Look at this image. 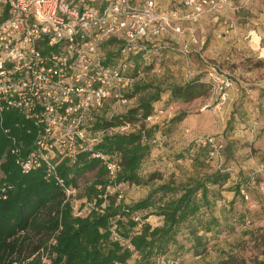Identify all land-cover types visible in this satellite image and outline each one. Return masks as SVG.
Returning a JSON list of instances; mask_svg holds the SVG:
<instances>
[{"label": "rangeland", "instance_id": "rangeland-1", "mask_svg": "<svg viewBox=\"0 0 264 264\" xmlns=\"http://www.w3.org/2000/svg\"><path fill=\"white\" fill-rule=\"evenodd\" d=\"M226 4L217 15L209 14L188 24L193 34L205 39L201 48L192 46L187 55L170 48L159 49L154 54L153 67L140 74L131 72V85L119 90L126 102L110 94L70 126L73 131L76 125L83 124L82 148L90 149L103 131L120 129V124L94 131L88 119L96 115L111 119L137 106L145 93L127 96L135 84L147 85L148 89L163 87L165 90L153 103L152 119L128 121L134 131L142 124L157 125V139L139 168L141 181L120 183L108 190L117 191V199L124 203H132L163 183L179 184L215 169L229 175L217 186L214 203L179 225L166 252L145 261L133 251L121 264H256L264 260V0H229ZM116 48L115 43L107 45L104 52L113 53ZM212 64L232 78L225 100L213 99L206 86L198 87L199 93L185 100L171 99L170 85L201 78ZM207 136L222 143L217 157L202 146L201 140ZM64 142L67 146V140ZM58 149L61 150L59 146ZM58 153L59 157L66 155ZM96 177V167L78 176L72 201L74 212L88 213L91 204L84 193ZM159 193L152 195L155 203ZM156 207L153 204L135 214L143 221V215L155 212ZM145 220L152 226L162 223L161 216L153 213Z\"/></svg>", "mask_w": 264, "mask_h": 264}, {"label": "trees", "instance_id": "trees-1", "mask_svg": "<svg viewBox=\"0 0 264 264\" xmlns=\"http://www.w3.org/2000/svg\"><path fill=\"white\" fill-rule=\"evenodd\" d=\"M155 9L186 11L178 0H155ZM161 38L159 45L165 42ZM114 43L116 51L105 53V64L124 62L120 39L111 37L98 49L104 50ZM151 47L125 55L129 77L133 78L131 72L140 74L144 69H151L154 54L165 48ZM55 49L56 46H43L44 52ZM198 82L201 84L197 85ZM146 86L135 84L132 93L127 94L144 91L137 106L111 119L97 115L88 119L93 130L119 124H128L129 129L103 131L99 138L94 137L90 149H80L73 155L59 157L54 153L50 158L53 169L42 160L28 170L23 169L22 162L38 148L37 140L44 133L45 122L27 116L22 103L18 104V95L12 97L14 104L11 105L9 99L0 96V264H121L133 251L139 253L140 259L149 261L150 257L167 251L179 225L214 203L217 186L229 176L220 169L179 184H160L148 196L132 203H124L117 199V191L108 190L120 183L141 181V162L157 139L154 135L157 125L145 127L142 124L134 131L128 122L133 118L146 120L153 115V103L165 90ZM203 86L209 89L204 76L183 85L172 84L168 90L173 101L185 100L197 95L198 87ZM42 109L41 105H36L33 113ZM61 109L58 106V110ZM201 142H198L200 151L202 146L207 147L210 154L208 145L201 146ZM106 162L119 165L114 178L108 176ZM95 167L97 177L84 193L91 208L85 215L76 213L72 203L75 193L67 194L66 188L76 190L78 176ZM156 191H160L157 203L152 199ZM153 204H157L156 211L146 212L141 221L135 213ZM152 213L161 216L160 225L152 226L145 220ZM256 264H264V260Z\"/></svg>", "mask_w": 264, "mask_h": 264}, {"label": "built area", "instance_id": "built-area-1", "mask_svg": "<svg viewBox=\"0 0 264 264\" xmlns=\"http://www.w3.org/2000/svg\"><path fill=\"white\" fill-rule=\"evenodd\" d=\"M228 1L178 0L186 10L181 12L156 10L155 0H0V96L11 105L18 95L26 115L45 122L38 148L22 162L23 169L39 160L53 169L54 153L73 155L83 149L84 129L76 125L72 131V124L110 94L126 102L119 93L133 80L127 74L126 54L149 45L184 55L192 46L201 48L205 39L193 34L188 24L221 12ZM111 37L122 42V64H105L106 54L98 49ZM160 37L165 41L162 45ZM44 45L56 49L44 52ZM204 80L213 99L227 98L233 83L227 72L212 64L205 69ZM36 105L43 109L33 113ZM128 128V124L120 126L121 131ZM203 143L211 155H219V140L207 136ZM106 166L108 176L114 178L119 165L106 162ZM74 192L66 188L67 194Z\"/></svg>", "mask_w": 264, "mask_h": 264}]
</instances>
